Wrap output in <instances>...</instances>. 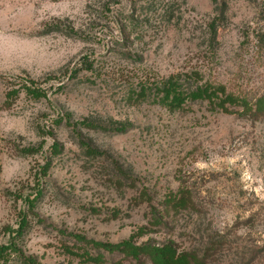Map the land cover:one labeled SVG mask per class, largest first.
Wrapping results in <instances>:
<instances>
[{
	"label": "rangeland",
	"instance_id": "rangeland-1",
	"mask_svg": "<svg viewBox=\"0 0 264 264\" xmlns=\"http://www.w3.org/2000/svg\"><path fill=\"white\" fill-rule=\"evenodd\" d=\"M195 69L264 97V0H0V264H264V107L171 106Z\"/></svg>",
	"mask_w": 264,
	"mask_h": 264
},
{
	"label": "trees",
	"instance_id": "trees-1",
	"mask_svg": "<svg viewBox=\"0 0 264 264\" xmlns=\"http://www.w3.org/2000/svg\"><path fill=\"white\" fill-rule=\"evenodd\" d=\"M215 32L216 31H214V35ZM159 86L161 87L159 88ZM27 90L30 94H34L39 98L46 95L45 91H42V89L27 87ZM157 90L163 92V98L169 102L171 106H182L187 100H202L217 107V109L222 112L229 114H255L256 112H261L264 107V97L250 98L229 91L224 85H214L205 80L204 77L201 76L200 71L196 69L170 76L169 79L157 85ZM83 125L89 126L88 123H83ZM84 144L88 150L92 149L88 144L83 143V145ZM182 200L183 195L180 196L178 203L180 204ZM26 222L25 217L24 224ZM77 239L79 242L93 244L94 248L98 251H105L110 254L114 252L125 253L128 257L131 256L138 260L139 264H144L141 261V256L143 255L149 257L152 264H209L208 260L210 256L207 254L202 257L196 254H178L169 245L157 247L148 244L137 245L132 240L113 244L88 241L85 237H77ZM16 250V246L14 245H3L0 247V257H5L11 251ZM80 255H84L83 257H85V259H91L95 262L100 261L98 257H93L91 253L87 251Z\"/></svg>",
	"mask_w": 264,
	"mask_h": 264
}]
</instances>
